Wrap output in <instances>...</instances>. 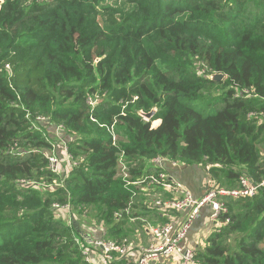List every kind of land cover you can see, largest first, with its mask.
<instances>
[{"label":"trees","instance_id":"trees-1","mask_svg":"<svg viewBox=\"0 0 264 264\" xmlns=\"http://www.w3.org/2000/svg\"><path fill=\"white\" fill-rule=\"evenodd\" d=\"M37 120L76 165L51 171ZM121 153L131 183L159 156L228 190L264 180V0H0V264H87L94 230L168 222ZM224 201L194 264H264V189Z\"/></svg>","mask_w":264,"mask_h":264},{"label":"built area","instance_id":"built-area-1","mask_svg":"<svg viewBox=\"0 0 264 264\" xmlns=\"http://www.w3.org/2000/svg\"><path fill=\"white\" fill-rule=\"evenodd\" d=\"M144 120L148 121L146 118ZM115 140L113 138V141ZM120 156L118 165V169L120 170L117 176L121 177L126 182V185H138L142 193L145 194L155 192L157 188H161L162 192L160 195L166 192L170 194V197L159 195L154 200L153 205L162 210L170 209L186 213V217L179 222L170 221L158 225L145 222L144 231L148 237L147 245L139 246L136 253L134 252L136 246L132 241L127 238L120 241L109 240L106 238V231L101 228L100 237L94 239L90 243V247L82 251L84 262L87 264H108L116 258H122L128 264H194L195 252L193 249L185 247L183 241L191 224L198 218L200 209L209 208V219L214 224V227L218 228L228 224V220H220L221 215L227 211L224 199L252 198L259 190L264 189V180L254 183L245 173H242L239 177V188L228 190L219 187L215 181L210 180L203 196L200 199H195L190 192L184 190L179 185L173 184L164 171L157 175H150L143 181L131 183L127 171L129 166L123 162L122 153ZM66 163V169L68 170L76 165V162L73 161L70 155H67ZM151 163L154 167L163 170H165L166 165L175 166L177 164L163 157L153 158ZM57 165L56 160L49 161V168L54 173H60V171L56 170ZM209 169L210 166L207 165L205 170L208 171ZM132 204L133 201L131 200L125 209L127 213L130 211ZM54 207L59 208L58 205ZM64 207L67 208L69 206L66 205Z\"/></svg>","mask_w":264,"mask_h":264},{"label":"crops","instance_id":"crops-1","mask_svg":"<svg viewBox=\"0 0 264 264\" xmlns=\"http://www.w3.org/2000/svg\"><path fill=\"white\" fill-rule=\"evenodd\" d=\"M165 170H166V173L169 179L173 182V184L179 185L184 190H187L188 192H190L191 195L195 199H199L203 196L204 190L210 181L206 172L198 166L187 167V166H182L180 164H176L175 166H172L169 164V165H166ZM160 196L164 197V194ZM150 202H151V199H150ZM155 211L162 217L169 219L168 222L182 221L183 220L182 217L184 216L183 213H176L175 215H173L171 213H168L166 210H162L159 207ZM209 217H210L209 208L208 207L201 208L198 218L193 221L192 225L190 226V229L187 232L186 238L183 241V245L185 247L196 249L197 247L204 245L206 238L214 230V225L211 223ZM142 221H144V223L146 222V220H142ZM150 223L153 224L152 222ZM158 224L160 223H156V225ZM106 238L109 239L107 237V234H106ZM127 239H129L135 244L136 247H135L134 252L136 253L139 246L147 245L148 237L145 231H144V234L142 235L137 230L134 235L128 237ZM133 258H134V255H133ZM117 259L118 258H116L115 260Z\"/></svg>","mask_w":264,"mask_h":264},{"label":"rangeland","instance_id":"rangeland-1","mask_svg":"<svg viewBox=\"0 0 264 264\" xmlns=\"http://www.w3.org/2000/svg\"><path fill=\"white\" fill-rule=\"evenodd\" d=\"M45 1V0H44ZM225 79V78H224ZM207 100H202V103L204 104L205 102H206ZM144 118V117H143ZM39 120V119H38ZM37 120V122H40V123H37L36 121H33L32 122V125H33V129H37L38 131H40L41 133H43L44 135L43 136H45L46 137V140L48 141V142H50L51 144H52V148L50 149V150H47L46 152H45V155H46V158H47V161H50V160H56L57 161V168L56 167H54V168H56V170H58V171H60V173H63V171L66 169V162H67V155L65 154V146H64V141H65V138H60V133H61V131H60V129L59 128H56V127H53V126H51L49 123H48V120H40V121H38ZM153 125H155V123L153 124ZM156 126V125H155ZM115 138V137H114ZM57 147H59V148H57ZM61 148H63V151H62V149ZM61 149V150H60ZM58 150V151H57ZM156 158V157H155ZM158 158H162L161 156H159ZM68 161H69V158H68ZM149 164L151 165V166H153L152 165V163H151V161L149 162ZM166 171V170H165ZM167 174V173H166ZM154 175V174H153ZM148 177V176H147ZM147 177H145L143 180H145ZM143 180H140V181H143ZM137 182H139V181H137ZM132 183H134V182H132ZM132 185V184H131ZM26 186H31V183H28ZM132 186H136L137 188H140V186H138V185H132ZM39 187H42V186H39ZM38 187V188H39ZM142 188H143V186H142ZM151 190V189H150ZM152 193H154V194H152ZM156 192H149V193H147V196H149L150 197V199H151V205H153V202H154V200L157 198V195H160V194H155ZM133 195H134V197H133ZM133 195H132V197H131V200L133 201L134 200V198H135V196H136V193H133ZM200 199V198H199ZM133 204H134V201H133ZM170 213V212H169ZM177 213H182V212H177ZM184 214V216L182 217L183 219L186 217L185 215H186V213H183ZM70 216H71V218H73V219H75L76 221L77 220H79V219H81V217L79 218L78 216H77V214H73L72 212L70 213ZM73 216V217H72ZM83 220H79V222H82ZM66 222H67V219H66ZM192 225V224H191ZM90 225H88V228H87V230L86 231H88L89 229H90ZM98 233V231L97 230H94L93 231V234H91V236L92 237H94L95 239L96 238H98V237H100V231H99V233Z\"/></svg>","mask_w":264,"mask_h":264},{"label":"water","instance_id":"water-1","mask_svg":"<svg viewBox=\"0 0 264 264\" xmlns=\"http://www.w3.org/2000/svg\"><path fill=\"white\" fill-rule=\"evenodd\" d=\"M211 79L214 81H223L224 80V76L221 74H214L213 76H211ZM155 110H152L151 112L147 113V114H141L142 117L146 118L147 120H149L150 118H152V116L154 115Z\"/></svg>","mask_w":264,"mask_h":264}]
</instances>
